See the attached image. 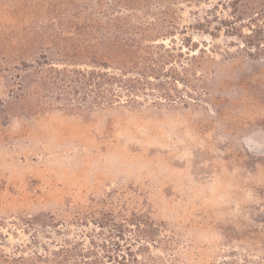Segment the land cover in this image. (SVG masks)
<instances>
[{
    "label": "rangeland",
    "instance_id": "1",
    "mask_svg": "<svg viewBox=\"0 0 264 264\" xmlns=\"http://www.w3.org/2000/svg\"><path fill=\"white\" fill-rule=\"evenodd\" d=\"M115 36L152 46L139 106L16 99L25 65L92 69ZM110 231L128 264H264V0H0V264Z\"/></svg>",
    "mask_w": 264,
    "mask_h": 264
},
{
    "label": "trees",
    "instance_id": "2",
    "mask_svg": "<svg viewBox=\"0 0 264 264\" xmlns=\"http://www.w3.org/2000/svg\"><path fill=\"white\" fill-rule=\"evenodd\" d=\"M104 47L106 60L92 69H60L48 60L25 65L13 76L14 88L20 91L16 99L27 101L31 112L40 113L59 109L85 114L118 105L139 106V99L149 97L152 90V46L115 36ZM104 236L100 242L91 239L88 248H83V243L60 245L53 254L55 262L128 264V259L118 253L116 238L123 235L110 231Z\"/></svg>",
    "mask_w": 264,
    "mask_h": 264
}]
</instances>
